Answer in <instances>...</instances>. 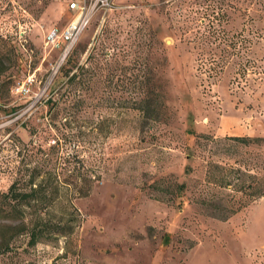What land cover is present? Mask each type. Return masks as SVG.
<instances>
[{
	"label": "rangeland",
	"instance_id": "rangeland-1",
	"mask_svg": "<svg viewBox=\"0 0 264 264\" xmlns=\"http://www.w3.org/2000/svg\"><path fill=\"white\" fill-rule=\"evenodd\" d=\"M68 1L0 0V190L60 168L40 216L51 228L74 217L71 232L30 241L31 206L0 207V264H264V0H223L222 31L205 41L213 0H76L91 8L66 55L80 85L43 42L75 14ZM147 86L158 119L132 104ZM54 113L63 129L46 121ZM61 130L56 151L36 149Z\"/></svg>",
	"mask_w": 264,
	"mask_h": 264
},
{
	"label": "trees",
	"instance_id": "trees-1",
	"mask_svg": "<svg viewBox=\"0 0 264 264\" xmlns=\"http://www.w3.org/2000/svg\"><path fill=\"white\" fill-rule=\"evenodd\" d=\"M218 1V0H217ZM215 3V0L208 1L203 5L201 14L204 19V29L207 30L206 33L201 34V40H207V36L210 34L215 33V31H222V28L219 27V21L223 15L222 11V2L223 0L218 1V3ZM227 4L235 6V2L233 0H227ZM216 8V9H215ZM218 26V27H217ZM71 62V65L69 66L68 63ZM68 65V66H66ZM62 68L64 67V71L62 72L63 75L66 77V84L69 83H75L76 85H80L82 83L83 77L81 76V73L83 72V66L81 63H78L77 60L74 61L73 58L70 56H66L63 63L60 65ZM59 66L58 69L61 67ZM74 67V69H73ZM5 69V64H3L2 61H0V73ZM95 71V70H94ZM92 71L89 73V75L92 77L93 74L96 72ZM108 75H111L110 79L113 77V71H109ZM118 76H116L117 78ZM119 79V77H118ZM143 81H151V75L146 78ZM138 82H142L138 80ZM147 83V82H145ZM64 95L65 97H73L74 94H77L73 87L67 90ZM138 98H135L133 103L134 107H136L140 111V115L142 118H151V119H158L160 110L162 108V101L160 98V93L158 90H155L154 88L147 86L142 88V90L138 91ZM64 96H61V99H63ZM70 97V98H71ZM76 99V105L78 106L82 102V95L78 94ZM75 102V101H73ZM56 113H54L52 116L49 117L48 123L52 124L55 129H63L69 120L65 117L63 120H54ZM35 127H31V129H34ZM65 136L68 138L70 136V133L67 131L63 132V130L59 131V135L56 134L55 140L52 143H47V146L44 147L42 143H37L35 145L36 149L43 150L46 148L49 152L56 151L55 148L57 145H59V138ZM231 138L239 140V141H246L249 138H252L248 135L242 136V135H232ZM216 165V164H212ZM60 168L57 169L56 172L53 171L52 175H46L41 176L43 179L34 180L37 176L41 175V169L32 167L31 171L28 173V176L26 179L21 177H15L13 178L12 182L7 186L5 190H0V207H10L13 210L17 212L18 215H23L26 211L23 209L26 206H31V209L35 212V215L33 217V226L29 230V240L34 241L35 237L41 236L45 231H51L55 230L54 228H57V232L62 233H69L71 232L72 226H73V218H69L68 221L60 222V226L58 227H52L51 228V222L49 221L50 218L43 217L41 219L40 214L44 210L46 212V201H50L52 199L51 196H53V192L57 190L58 187V180L56 179L57 173H59ZM44 173H49L50 171ZM70 175V173H69ZM79 185L77 186V190L75 191L76 194H87L88 187L90 185V179L89 176L86 174V176L80 174L79 175ZM37 181V182H36ZM74 182V179L71 180ZM27 186V188H25ZM183 186L182 182L177 183V192L180 193L181 188ZM177 194V195H178ZM8 204V205H7ZM215 206H219V204H215ZM2 208V209H3ZM75 216V215H73ZM219 216H225V213H222ZM218 216V217H219ZM53 226V225H52Z\"/></svg>",
	"mask_w": 264,
	"mask_h": 264
},
{
	"label": "built area",
	"instance_id": "built-area-1",
	"mask_svg": "<svg viewBox=\"0 0 264 264\" xmlns=\"http://www.w3.org/2000/svg\"><path fill=\"white\" fill-rule=\"evenodd\" d=\"M100 2H102V4L109 3L107 0H100ZM68 6L76 11L75 14L63 27L60 28L54 25L50 30L46 31L43 40L44 44L49 45L51 48L57 46L61 47L60 60L67 55L71 48V44L77 38L80 33L79 31L82 30L83 26L89 21L91 15V8L83 2L80 4L76 0H70L68 1ZM31 79L30 76H26L21 84L13 86V90L18 92L22 90L25 91L28 88L27 83H29Z\"/></svg>",
	"mask_w": 264,
	"mask_h": 264
}]
</instances>
